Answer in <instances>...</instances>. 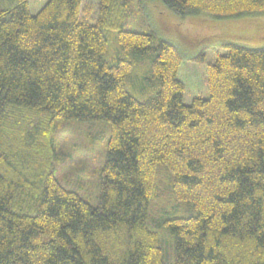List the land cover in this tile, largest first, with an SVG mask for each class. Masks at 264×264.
Masks as SVG:
<instances>
[{"label":"trees","instance_id":"1","mask_svg":"<svg viewBox=\"0 0 264 264\" xmlns=\"http://www.w3.org/2000/svg\"><path fill=\"white\" fill-rule=\"evenodd\" d=\"M158 1L181 17L264 16V0ZM81 4L33 16L28 0H0V264H264V47L225 44L209 98L185 105L183 56L123 25L131 0H99L94 24ZM144 60L157 90L141 102L128 82ZM63 121L108 123L96 206L57 173L77 147ZM166 194L193 213L162 231L148 224Z\"/></svg>","mask_w":264,"mask_h":264},{"label":"rangeland","instance_id":"2","mask_svg":"<svg viewBox=\"0 0 264 264\" xmlns=\"http://www.w3.org/2000/svg\"><path fill=\"white\" fill-rule=\"evenodd\" d=\"M47 2L48 0H28L31 15L35 16ZM98 2L99 0H82L81 20L95 23ZM131 4L136 14L129 16L123 25H127L132 31L152 32L159 39L172 43L183 56L178 79L185 86V105H190L194 98H209L206 67L214 63L218 54L226 52L225 44H236L251 49L264 47V16L261 15L214 21L200 17H181L169 11L158 0H131ZM107 34L108 54L112 55L117 30H111ZM128 90L141 102L155 94L157 81L151 75L149 60H144L137 74L130 79ZM61 126V129L66 131L61 132L60 136L62 135L70 146L76 143L77 147L74 153L69 150L65 153L64 161L56 165L57 173L64 183H71L67 185L69 188L75 189L79 186L76 189L78 193L83 198L91 197L90 203L96 206L99 187L94 170L96 164L102 166L104 163L97 152H102V142L109 137L108 123L63 121ZM83 171L86 173L83 174ZM165 174V171H162L158 180L165 182ZM192 213L189 204L174 202L172 197L166 194L157 205V211L151 210L148 226L164 231L165 225H161L164 219L187 217ZM162 245L166 254H170L169 243L164 240Z\"/></svg>","mask_w":264,"mask_h":264}]
</instances>
